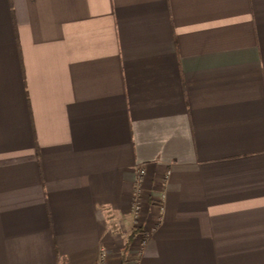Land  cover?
I'll list each match as a JSON object with an SVG mask.
<instances>
[{"label": "crops", "instance_id": "0c3cea01", "mask_svg": "<svg viewBox=\"0 0 264 264\" xmlns=\"http://www.w3.org/2000/svg\"><path fill=\"white\" fill-rule=\"evenodd\" d=\"M102 247L264 264V0H0V264Z\"/></svg>", "mask_w": 264, "mask_h": 264}, {"label": "built area", "instance_id": "2783aa9c", "mask_svg": "<svg viewBox=\"0 0 264 264\" xmlns=\"http://www.w3.org/2000/svg\"><path fill=\"white\" fill-rule=\"evenodd\" d=\"M144 174H145L144 169L143 168L139 169L138 173H137V180L139 181V179H141ZM138 210H139V206L135 205L134 206V215L133 216L136 219L138 217ZM108 257H109L108 251L106 250V248L102 247L100 249L98 258H97V260H96V262L94 264H108Z\"/></svg>", "mask_w": 264, "mask_h": 264}]
</instances>
